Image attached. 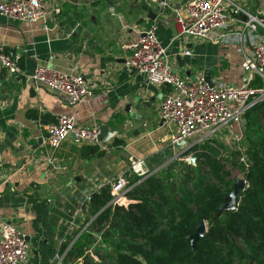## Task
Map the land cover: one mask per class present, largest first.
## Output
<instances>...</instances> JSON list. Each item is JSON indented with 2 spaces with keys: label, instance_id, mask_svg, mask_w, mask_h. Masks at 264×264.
<instances>
[{
  "label": "crops",
  "instance_id": "1",
  "mask_svg": "<svg viewBox=\"0 0 264 264\" xmlns=\"http://www.w3.org/2000/svg\"><path fill=\"white\" fill-rule=\"evenodd\" d=\"M81 2L52 0L47 18L33 23L17 22L0 15V45L7 53L19 57L20 67L18 73L0 69V220L15 223L26 234L31 247L27 264H53L61 245L89 218L84 208L85 197L109 184L116 176L125 174L128 178L131 173V154L125 152L129 146L123 144L107 151V144L113 140L101 144L104 155L91 159L82 158L77 152L79 146L69 141L61 143L54 151H47L45 126L28 119L27 109L34 108L54 116L67 113L80 125L97 123L110 129H116L126 118L135 119L143 111L147 115L152 113L148 123L154 124L155 130L168 134L163 140L171 133L163 122L161 124L158 115L167 86L149 83L142 74L124 64L128 52L122 44L146 27L131 29L125 23L130 14L128 11L124 14L122 11L110 12V9L102 11L97 19L91 15L87 25L85 19L74 14L72 9ZM127 2L129 8L134 3L146 7L141 15L156 23L157 36L167 47L172 67L180 75H188V72V76H192L207 71L214 78L240 84L243 76L241 59L234 45H218L222 48L215 50L217 54L226 52L229 62L225 79L221 78L220 63L216 64V71L208 67L212 62L209 53L215 51L205 55L200 51L201 43L206 42L174 37L171 10L160 12L156 5L146 0ZM242 2L254 12L264 11V8L253 7V0ZM62 11L67 13L62 14ZM148 11L152 12L153 18L148 17ZM138 13L136 10L137 17ZM185 49L191 54L184 55ZM177 55L184 61L182 67L177 63ZM36 63L86 75L84 79L92 88L93 96L86 102L72 105L62 94L45 87L35 89L29 75ZM119 117H122L121 122ZM131 133L137 135L139 132ZM120 134L114 138H119ZM168 149L174 156L181 151L169 138ZM48 152L53 158L51 163H29L30 157ZM143 162L148 170L153 168L150 160ZM161 164L155 163V167L160 168Z\"/></svg>",
  "mask_w": 264,
  "mask_h": 264
},
{
  "label": "built area",
  "instance_id": "2",
  "mask_svg": "<svg viewBox=\"0 0 264 264\" xmlns=\"http://www.w3.org/2000/svg\"><path fill=\"white\" fill-rule=\"evenodd\" d=\"M52 0H0V15L7 19L33 23L44 21L49 13ZM156 5L161 12L171 10L175 38L188 41H202L217 45H234L240 56L243 73L240 84L214 78L210 85L204 73L192 76L180 75L170 62L168 49L157 36L155 23H151L133 37L127 39L122 48L128 52L124 64L156 86H167L158 107V115L163 124L171 131L172 143L185 140L191 149L207 139L218 135L229 125L241 126L244 113L255 105L264 102V11L254 12L247 9L242 0H146ZM264 2V0H263ZM112 12V9H111ZM69 36V34H67ZM184 55H190L189 49ZM0 69L8 73L20 72L19 57L6 53L0 45ZM31 85L64 95L70 104L76 105L88 101L93 96L92 88L79 75L59 70L49 64L36 63L29 75ZM47 151L56 150L61 143L69 141L74 145L98 144L100 126L97 123L80 125L74 116L60 113L56 121L45 125ZM240 134L235 146L240 151L239 160L244 169L248 168ZM190 158H188L189 160ZM48 153L30 157L29 163L41 161L51 163ZM129 172L139 178L146 177L142 159L130 162ZM235 175L244 181L243 187H249L243 172ZM139 180L136 182L138 183ZM112 196L108 204L120 203L129 199L126 192L133 186L128 185L125 174L116 176L110 183ZM90 194L85 197L84 208ZM94 216L68 240L63 253L55 255L53 264H63L66 251L72 246L80 233L90 224ZM30 243L26 234L15 223L0 220V264H27ZM94 260H99L93 256ZM75 264H82L78 258Z\"/></svg>",
  "mask_w": 264,
  "mask_h": 264
},
{
  "label": "trees",
  "instance_id": "3",
  "mask_svg": "<svg viewBox=\"0 0 264 264\" xmlns=\"http://www.w3.org/2000/svg\"><path fill=\"white\" fill-rule=\"evenodd\" d=\"M25 115L42 127L56 121V116L34 108ZM243 118L246 170L235 145L228 148L211 138L190 149L195 164L185 165V176L135 175L126 192L133 200L128 205L108 204L110 185H103L87 203V213L94 219L62 263L75 264L81 258L82 264H264V102ZM123 144L116 137L107 148ZM77 152L91 159L104 155L105 149L85 144ZM236 171L243 172L249 187L238 191L236 208L216 213L228 201ZM201 220L206 230L193 249L190 236ZM68 243L61 245L60 253Z\"/></svg>",
  "mask_w": 264,
  "mask_h": 264
},
{
  "label": "rangeland",
  "instance_id": "4",
  "mask_svg": "<svg viewBox=\"0 0 264 264\" xmlns=\"http://www.w3.org/2000/svg\"><path fill=\"white\" fill-rule=\"evenodd\" d=\"M253 1V7H257L258 9L264 8L263 0H258V2H256L255 0ZM258 3L259 5H257ZM127 4V0H82L81 3L72 6V9L75 12L74 14H76L77 16L79 15L80 17H83L85 19L84 22L87 25H89L91 22V15H93L97 19V17L101 14L102 11L105 10V12H107L109 9L110 12L111 9L115 12L122 11L124 14L129 12L130 14L126 16L125 23H127V27L131 29L134 28L140 30L144 26L147 27L149 24L152 23V21L150 22L151 19H145L142 17L141 14L146 11V7L142 8L141 3H134L132 8H129ZM136 10L139 11L138 17L135 14ZM63 13L67 12L62 11V14ZM107 16L111 18L113 17L110 15ZM113 18L116 19V17ZM113 24L114 20L112 25ZM115 27H120V24H115ZM124 33L127 35L126 29L124 30ZM201 44L202 45L200 46V51H202V54L204 55L209 51H215L216 49L222 48L218 45L213 46L210 43ZM194 50H196V48H194ZM226 55L227 54L224 51L219 52L218 54L216 53V51L213 53H209V57L212 61L210 66H208L209 69H214V71H216V69L218 70L216 64L220 63L221 73L219 75L221 76V78L224 79L229 66V62L226 58ZM151 114L147 115L145 114V112L142 111L139 113L138 116L135 117V119L126 118L125 120H123L121 125L116 128L119 132H121L119 138L123 140V143L125 145L129 146V150L127 148L125 150V152L131 154L129 157V164L134 159L150 160V166L153 168H150V170H148V168L145 167V169L148 171V175L158 174L161 176L170 174L173 176V178H180L182 176H185L187 172L185 165L195 164V161L194 163H190L188 160V158H194V151H190L189 149L180 156H174L172 152H170L168 149V138L170 139V137L163 140L164 137L168 134L165 131L160 132L158 130H155V125L152 123H148V117L152 116ZM244 124L245 123L243 122L241 126L229 125L212 139L222 143L228 148H233L231 145L236 144L240 134L243 135L241 140V142H243L245 127ZM134 130H137V132L139 133L137 135H133L131 132ZM109 149L111 150L112 148H108L107 151H110ZM225 153L227 152L225 151ZM156 157H158L157 161L155 160ZM155 163L162 164L159 166L160 168H158L155 167ZM155 168L158 169L155 170ZM237 173L239 172H234L233 177H236L235 175H237ZM134 176L135 174L130 173V176H128V178L126 177L128 180V184ZM54 199H58V197Z\"/></svg>",
  "mask_w": 264,
  "mask_h": 264
},
{
  "label": "water",
  "instance_id": "5",
  "mask_svg": "<svg viewBox=\"0 0 264 264\" xmlns=\"http://www.w3.org/2000/svg\"><path fill=\"white\" fill-rule=\"evenodd\" d=\"M151 14V15H150ZM148 17L149 18H153V15H152V12L151 11H148ZM176 60H177V63L179 65V67H182L183 66V59L180 57V55H177L176 56ZM187 74L189 75V73L187 72ZM83 78H86V75L84 74H80ZM204 78L205 80L210 84V85H213L214 83V79L213 77L210 75L209 72H204ZM163 121H161V124H162ZM119 133V131L117 129H110L107 125H101L100 126V131H99V134L97 136V140L98 142L102 143V144H105L107 142H110L114 139V137ZM40 142V140H39ZM173 146L176 148V149H179L181 150L179 153H178V156L184 154V152H186L187 150H189V147L186 146L185 144V140L184 139H180L179 141L177 142H174L173 143ZM195 161V158H190L189 159V162L190 163H194ZM243 185H244V181L242 178L240 177H237L233 183V187H232V190L230 191V193L228 194L227 198H228V201L227 202H223L219 208L216 210V213L220 212L221 210H229V209H234L236 208V202H237V194H238V191L241 190L243 188ZM133 200L131 199H126L124 201V205H128L130 203H132ZM206 230V224L204 222V220H201L199 222V224L196 226L195 228V231L194 233L190 236V243H191V247L193 249L196 248V243L198 241V239L200 237H203L204 235V232Z\"/></svg>",
  "mask_w": 264,
  "mask_h": 264
}]
</instances>
